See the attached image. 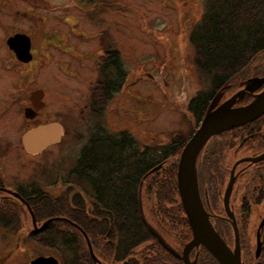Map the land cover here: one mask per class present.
Wrapping results in <instances>:
<instances>
[{"label": "rangeland", "instance_id": "374dc122", "mask_svg": "<svg viewBox=\"0 0 264 264\" xmlns=\"http://www.w3.org/2000/svg\"><path fill=\"white\" fill-rule=\"evenodd\" d=\"M104 1L109 7L102 5ZM104 1L0 0V178L6 187L35 183L48 194H60L59 188L54 189L55 181L69 177L94 135L125 134L141 157L145 153L160 157L169 142L178 137L189 140L200 127L188 105L209 93L211 79L197 69L189 39L204 14L205 0ZM19 33L32 40L33 61L28 65L20 63L6 43ZM107 49L120 52L129 76L107 111L95 116L91 95L99 79L98 59ZM242 81L235 82L224 102L243 90ZM35 90L44 92L45 107L35 120H28L24 112ZM52 122L62 125V141L38 156H29L23 135L39 124ZM231 134L217 138L222 153L212 155V144L203 157V161L211 157L206 167L217 180L212 185L210 211L218 215H224L230 171L237 161L251 156L247 146L241 148L242 138L236 139L244 136L242 131L234 133L237 137ZM241 170L230 204L237 215L243 260L245 264H264V257L254 261L255 225L263 208L248 210L245 201L253 198L248 196V188L264 187V172L246 164L237 169ZM165 177L164 172L158 180ZM150 191L145 190L142 198L144 217L147 221L149 215L155 216L154 225H160L169 217L160 215V205L166 210L171 206L157 202ZM173 211L176 218L181 217ZM23 220V229L17 232L0 227V264H30L39 256H56L26 240L33 225L30 215ZM227 233L234 249L233 229Z\"/></svg>", "mask_w": 264, "mask_h": 264}, {"label": "trees", "instance_id": "16d2710c", "mask_svg": "<svg viewBox=\"0 0 264 264\" xmlns=\"http://www.w3.org/2000/svg\"><path fill=\"white\" fill-rule=\"evenodd\" d=\"M102 5L108 6L105 1ZM204 9V14L189 39L196 55L197 69L211 79L209 93L203 98L192 100L188 105V110L196 118L197 123L202 122L212 101L220 91L226 88L224 100L226 93L234 88L235 82L244 80L242 81L244 83L255 77H264V0H205ZM254 65L255 69H252ZM98 69L99 79L91 95V112L95 116H101L107 111L116 94L126 87L129 76V73L123 69L121 54L116 49L104 50L98 59ZM243 76L248 78L242 79ZM245 99L243 102H246L247 99ZM263 121L264 117L245 127L222 133L213 138L203 150L198 160V179L200 191H203V186L205 187L206 196L203 198L206 204L208 202L209 210H211V192L213 188L215 189L212 185L217 184V180L215 182L211 168L206 167L211 157L203 161L208 148L214 144L211 154L219 155L222 153L223 145L217 144V138L227 133H232L231 135L234 136V133L239 131H242L244 136L234 137H237V140L242 138L240 140V142L244 141L242 146L249 141L245 145L252 148L254 143L260 142L258 139L260 130L263 128ZM187 142L188 140L178 137L173 142H169L160 157L148 156V153L141 157L136 152L133 140L125 134H121V137L92 136L90 145L83 150L82 158L77 165L79 173L82 174L86 159L93 174L104 173V167L100 166L101 161L105 162L113 156L118 160L115 183L112 180H109V183L104 181L102 190L94 193V197L98 202L101 201L102 206H88L85 195L76 188L69 189L56 198L35 183L19 189L18 192L33 210L38 227L52 218H66L88 234L95 255L100 242L104 239L103 237L100 240L99 235H109V240L105 244L106 248L109 247L108 249L140 248L142 241L152 238L142 218L140 207L145 190H151L157 202L164 203L166 207L171 206L167 207L168 210L163 205L159 207L160 215L163 213L169 215L164 222L170 224V227H177V218L173 215V209L175 214L179 212L182 216L184 213L177 186V172L179 159ZM107 153L110 154L106 155ZM86 154H90V157L84 159L83 156ZM158 166L162 168L145 178ZM259 166L260 164L253 165L254 168L261 170ZM164 172L165 179L158 180L159 175ZM104 179L106 180L105 175ZM260 189L263 190L264 187ZM258 190L256 186L252 189L248 188V196L253 197L251 200L255 199ZM3 195L5 194L0 193V227L9 232L22 230L23 218L30 215L28 208L20 200L9 196L3 197ZM251 200H245L248 210L251 208ZM111 203L115 205L111 206ZM175 204L177 206H173ZM165 210L168 212H163ZM169 210L173 216H170ZM106 217L109 219L107 220ZM173 217L176 219L175 223H172ZM213 224L221 237L229 244L227 232L230 227L233 229L232 226L218 217L213 219ZM183 228L185 241H187L190 239V230L185 213ZM26 240L36 249L55 254L60 264H97L90 253L86 239L68 222L54 221L41 232L35 231L33 227L28 231ZM202 250L205 249L202 247ZM206 254L213 264H219L209 253ZM263 257L264 250L261 257L258 260L254 258V261L257 262ZM208 263L209 261L203 260V264Z\"/></svg>", "mask_w": 264, "mask_h": 264}, {"label": "water", "instance_id": "95a60500", "mask_svg": "<svg viewBox=\"0 0 264 264\" xmlns=\"http://www.w3.org/2000/svg\"><path fill=\"white\" fill-rule=\"evenodd\" d=\"M7 45L9 49L15 53L19 61L27 64L33 60L31 52L32 40L28 35L16 34L8 39ZM242 87V91L237 92L222 104H220V102L224 96V90L226 88L218 93L205 114L200 127L187 142L180 156L177 172V186L186 217L193 232L192 241L185 247L184 259L186 264H192L187 258L189 252L200 246L206 248L220 264H243L240 231L235 214L232 212L230 206L233 188L238 178V176L235 175V171L237 166L241 163H260L264 160V155L255 158H244L238 161L232 169L231 177L225 190L223 198L224 211L234 230V249L227 244L213 225L212 218L214 216L209 213L204 206L198 180V159L208 142L213 137L246 126L264 115V89L259 94H255L264 87V77L249 79L242 84ZM44 95L45 94L42 90H36L31 93L30 100L35 107V112L32 111V109H26L25 117L27 119H33L37 111L43 110L45 107L43 101ZM248 96L253 99L250 103L247 105L236 106L237 103ZM63 135L64 132L62 125L59 122L38 125L31 128L23 135L22 140L24 150L32 156L40 155L51 146L59 144L62 141ZM161 168L162 166L156 167L145 178ZM0 191L7 192L9 195L17 198L26 205L32 217L34 230L37 232L43 231L54 221H65L74 226L83 233L92 257L98 261L88 236L80 226L66 218H52L38 227L33 210L20 194L2 188ZM263 227L264 219L259 225L257 231V244L255 249L256 259L260 258L263 249L261 235ZM30 264H59V261L54 257H38L32 260Z\"/></svg>", "mask_w": 264, "mask_h": 264}, {"label": "flooded vegetation", "instance_id": "af4514ba", "mask_svg": "<svg viewBox=\"0 0 264 264\" xmlns=\"http://www.w3.org/2000/svg\"><path fill=\"white\" fill-rule=\"evenodd\" d=\"M19 34H23V33H19ZM8 39H7V41H8ZM7 41H6V43H7ZM31 52H32V49H31ZM17 60H18V58H17ZM19 62L24 64V65L29 64V63H27V64L23 63L21 61H19ZM259 93L260 92H256L255 94H259ZM30 96H31V94H30ZM246 99H249L250 101L253 100L252 97H249V96ZM29 101L31 104L29 107H26L25 110L26 109H32V111L35 112V107L33 106L32 102L30 100V97H29ZM250 101L248 103H250ZM240 102L236 106H242V105L248 104V103L243 104L244 102H242V103H240ZM40 112L41 111H37L35 114V117L33 119H28V120H35L38 117V115L40 114ZM262 117H264V115ZM262 117H260L259 119H261ZM262 125H263V128H262V130H260V133H259L260 136L258 139V140H260V142L254 143V146L252 148H250V146L245 145V144H248L249 141H247L243 146H241V148L242 147L245 148L247 146L248 149L250 150L251 156H249L247 158H255V157L264 155V121H263ZM237 129H239V128H237ZM251 140H253V139H251ZM89 145L90 144L88 143L87 146L84 148V150ZM240 150L237 151L236 155L240 152ZM255 150H258V151L261 150V152H257ZM108 154H110V153H107L106 155H108ZM29 156H31V155H29ZM32 157H35V156H32ZM86 157L89 158L90 154H86V156L85 155L83 156L84 159ZM81 158H82V154H81V157L79 158V160L77 161V165L79 164V161ZM243 164H246L249 167L255 165L253 163H248V162L239 164L236 168V171H235V175L238 176L237 181L243 173L242 170L237 171V169ZM259 164H260L259 167H260L261 171L264 172V160H262ZM117 165H118V160H117V158H115V156H113L112 159H108L105 162H102V161L100 162V166L104 167V173L93 174L90 171V165L86 159L84 162V167L82 168V174L78 172L77 167L72 169V170L70 169L69 177L67 176V178H66L63 176V177L59 178V180H56L54 189L59 188L58 192H60V194L67 192V190L72 189V188L79 189V190H81L82 194L85 195V199L87 201L88 206H90V207L102 206V204L100 203L101 201L98 202V200H96V197H94V193L95 192L97 193L100 190H102V187H103L102 185L104 184V181H107L109 183V180H112L115 183V177H116V173H117V169H116ZM112 167H113V171H111ZM231 172H232V170L230 171V177H231ZM104 175L106 177V180L104 179ZM74 177L76 178V180L75 179L73 180ZM229 180H230V178H229ZM200 183H202L201 179H200ZM25 186H27V185H25ZM25 186L21 185V186H17L15 189H10V188L6 187L3 180L0 178V189L2 188V189H6V190H11L13 192L20 194L18 192L19 189H21ZM0 193L5 194V195H3V197L4 196L12 197L7 192L0 191ZM200 193H201V197H202L204 206L209 212L210 210L207 208L208 202L206 204V201L204 200V198L206 196V192H205V190H203V191H200ZM60 194H58V195L50 194V195L56 198ZM263 194H264V189L263 190L259 189L257 191V193L255 194L256 195L255 199L250 201L251 202V208H253L254 210L258 209V208H263V209H261V212L263 215L261 214L259 216L260 217L259 223L255 225L254 235L256 237V240H257V231H258L259 225L261 224V222L264 219V198H263L264 195ZM110 205L113 206V205H115V203H111ZM230 206H231L232 212H234V214H235L234 207L231 204H230ZM140 207L142 209V216H144L143 209H144L145 205L143 204V199L140 202ZM239 207H242V206H239ZM183 210H184V208H183ZM224 210H225V208H224ZM184 213H185V211H184ZM184 213L180 218H177V227H175V228L170 227L169 226L170 224L168 225L165 222L160 223L159 221L158 222L160 225H158V224L154 225L153 219H156L155 216H154V218L152 217L153 218L152 219L151 216L149 215V219L147 221H146L145 217H142L144 222H146L145 224L147 225V229L149 230V233H150L152 238L147 239L145 241H142L140 243V248H117V247H115L114 249H108L109 247L106 248L105 244H106V241L109 240L108 239L109 235H105V236L99 235L100 240L103 237H104V239L99 244L100 247L97 250V254H96L97 256L95 255L96 258L98 259V261H95V260L94 261L97 264H186L185 259H184L185 247L188 243H190L192 241L193 232H192L191 227H190L189 222H188V227L190 230V236H189L190 239L185 241V234L183 232L184 231V228H183ZM209 213H211L214 216L212 218V223H213V219H215V217H218V218L225 220L227 223L230 224V222L228 220V216L225 213V211L223 213L225 216L222 214L221 215L213 214L211 211ZM236 216L237 215L235 214V217ZM106 218H107V220L109 219V217H106ZM165 220L166 219H164V221ZM236 220H237V218H236ZM175 222H176V219L174 218V220H172V223H175ZM175 230H178V231H175ZM80 233L83 236V238L86 239L85 236L83 235V233L82 232H80ZM84 233H86V232L84 231ZM86 235L88 236L87 233H86ZM261 235H262L263 250H264V227L261 231ZM88 238L91 242V239L89 236H88ZM230 247L232 248V246H230ZM255 248H256V244L254 247V251H255ZM204 249L205 250H202V246H200L199 248L192 249L189 252L188 257H187L189 262L192 264H203V260L205 259V260L209 261L208 264H213V261L210 259V257L206 253H209V255H211L216 261H218L206 248H204ZM39 257H54L59 261V258H57L54 255L39 256ZM242 261L244 262L243 252H242ZM59 264H60V261H59Z\"/></svg>", "mask_w": 264, "mask_h": 264}]
</instances>
